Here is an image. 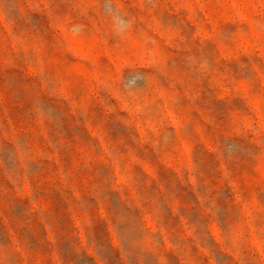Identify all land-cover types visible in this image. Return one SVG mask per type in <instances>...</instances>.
Listing matches in <instances>:
<instances>
[{"label": "rangeland", "instance_id": "rangeland-1", "mask_svg": "<svg viewBox=\"0 0 264 264\" xmlns=\"http://www.w3.org/2000/svg\"><path fill=\"white\" fill-rule=\"evenodd\" d=\"M0 264H264V0H0Z\"/></svg>", "mask_w": 264, "mask_h": 264}]
</instances>
